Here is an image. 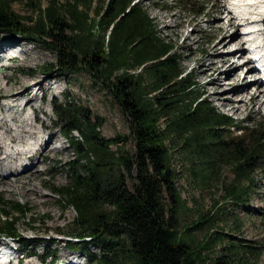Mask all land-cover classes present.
Instances as JSON below:
<instances>
[{"label": "trees", "instance_id": "1", "mask_svg": "<svg viewBox=\"0 0 264 264\" xmlns=\"http://www.w3.org/2000/svg\"><path fill=\"white\" fill-rule=\"evenodd\" d=\"M17 1L24 0H0V42L8 34L51 51L55 61L41 66L43 76L88 73L130 123L133 152L123 148L128 138H104V120L88 107L68 96L52 105L73 157L66 164L67 183L49 192L76 214L73 232L58 230L56 237H66L69 249L88 264H258L264 245L240 237L245 222L238 210H250L256 174L264 175V116L238 121L213 107L192 70L184 68L182 54L159 37L137 0H51L46 7L27 0L31 18L13 10ZM208 3L181 0L180 8L202 17ZM174 157L186 165L195 188L219 180L224 169L233 175L221 200L185 226L180 215L189 209ZM25 220L35 230L28 204L0 197V237L25 247L41 244L20 232ZM196 231L203 232L200 240ZM27 254L38 256L34 249ZM39 258L56 261L57 251L46 246Z\"/></svg>", "mask_w": 264, "mask_h": 264}, {"label": "rangeland", "instance_id": "2", "mask_svg": "<svg viewBox=\"0 0 264 264\" xmlns=\"http://www.w3.org/2000/svg\"><path fill=\"white\" fill-rule=\"evenodd\" d=\"M39 1L43 7H46L51 0ZM137 1L147 11L157 26L159 37L165 41L172 42L177 52L182 54L184 68L187 71L192 70L200 92L204 94V98L213 107L238 121L247 119L258 120L261 116H264V88L258 83L250 82V74L244 73V68L252 65L247 64L244 66L245 64H242V69L237 74V78H244L245 76L249 84L248 91L243 95L245 104L240 103L237 105L223 102L215 94L212 95L214 90L213 87L209 86V81L216 78L218 74L216 73L213 76H210L209 72L204 74L203 67L212 61L215 62L216 68L219 70L222 68V59L215 57L223 50H233L231 52L232 57L229 58L231 64L234 63L235 66L241 65L242 58L237 57V55L235 56L237 44L228 45L226 49L221 46L213 49L214 44L219 40L218 28L222 26L230 29L227 19H224L227 11L230 10L232 13L229 0H208V8L202 17H193L189 12L180 8L181 0ZM58 2L64 4L65 0H58ZM12 8L18 15L24 18L35 16V12L27 0L14 2ZM93 16L94 13H91L90 17ZM219 19H222V23L220 24L216 22ZM235 22L238 23L239 21L236 19ZM240 32L242 30L239 26L236 29L234 35L236 38L234 40L242 39V36L239 34ZM242 41L244 42L245 39ZM243 47L245 46L243 45ZM9 49L17 50L20 55H10L7 57L5 59L8 60L7 66L0 62V111L4 109L5 104L12 101L7 96L8 93L21 92L23 96L17 102L24 110H30V118L33 120V125L37 131L42 132L41 140L45 141L50 133H52L57 136L58 140L51 148L61 146L62 149L59 152L48 153L46 158L43 156L44 152L40 150L29 159L28 162L30 164L28 168L31 167L32 169V166H36L34 172L38 174L22 180V184L24 185L23 189H21L22 192L19 189L9 191L0 183V197L2 200L10 203L20 202L28 204L32 209L33 218L37 220V224L34 225L35 230L33 231L28 230L29 224L27 226L26 220L20 221L18 226L20 232L26 235L27 239L41 238L44 240L35 247L32 241L26 242L28 245L25 247L19 245L15 240L9 241L7 240L8 238L3 239L0 237V249L3 251L1 254L4 255L5 264H88L85 256L76 251L73 253L69 249L68 244H66V237H56L58 230H61L64 235L73 232L72 222L76 214L72 208L64 210L60 203L57 202V199L49 192L50 187L62 186L67 183L66 164L73 157L71 145L57 129L59 120L52 111V105L63 103L64 98L68 96L72 102H77L80 105L88 107L95 116L104 120V124L100 129L101 135L104 138H115L117 136L128 138L123 148L128 152H133L129 120L107 89L101 83H94L88 73L82 72L66 77H60L57 74L41 75V66L55 61V56L51 51L25 41L18 36L14 38L8 34H4L0 42V60L3 59L1 53ZM22 50L26 51V54ZM222 53L224 54L225 52ZM29 72H32V74H28ZM129 72L137 73L135 71ZM223 83L224 89H232L233 86H231L229 77L226 76L223 79ZM260 91L263 93H260ZM258 95L257 101L255 99L253 102L250 101L252 96ZM44 97L46 98L43 102ZM231 98L232 96L229 99ZM1 117L2 114L0 113ZM26 123L27 121H23V117L15 120V124L20 125L22 129H25ZM41 124H44L45 128H41ZM10 133L9 131L8 135ZM14 141L18 143V141ZM46 141L50 142L49 139ZM44 146L42 145V147ZM43 159L45 161L41 162ZM174 160V166L180 173L177 184L181 190L182 199L189 209L180 215V224L181 226H185L195 221L201 212H207L215 200H221L220 197L223 195L222 186L230 182L233 179V175L230 170L224 169L219 180H213L207 182V185L195 188L190 186L188 175L184 173L186 165H183L182 160H179L177 157H174ZM15 165L17 164H12L13 167ZM23 170L25 169L19 168L15 173H21ZM256 176V187L253 188L255 193L250 201V210H238V216L245 222L240 237L250 240L252 244L264 245V175L261 176V172H258ZM10 178L13 179L14 176ZM35 191L38 192V195L33 197L28 195L29 193L34 194ZM228 226L230 225L228 224ZM48 230L49 237L44 236V233ZM194 237L196 240H200L203 237V232L196 231ZM46 246L50 247L51 250L57 251L56 261L49 260L43 262L39 258ZM30 249H34L38 256L35 257L27 254ZM90 249L98 252V249L94 246H91ZM24 256H26L25 259H23ZM125 264L136 263L133 260H128ZM258 264H264V252Z\"/></svg>", "mask_w": 264, "mask_h": 264}, {"label": "bare ground", "instance_id": "3", "mask_svg": "<svg viewBox=\"0 0 264 264\" xmlns=\"http://www.w3.org/2000/svg\"><path fill=\"white\" fill-rule=\"evenodd\" d=\"M230 2H237V1H245V0H229ZM252 1V0H249ZM260 2L264 3V0H259ZM264 5V4H263ZM242 9H245L244 7ZM224 19H227L228 27L230 29H226L225 27L220 26L218 28L219 33V40L216 44H214L213 49L216 47H223L226 49L228 45H236V49H240L244 51L245 48L242 45V40L245 39L244 43H248L250 40L255 39L256 43L264 41V28L258 29L254 33H245V25H247L249 22L248 20H245L244 22H238L236 23V18L232 15V13L227 11V15ZM222 19L216 20L217 23H222ZM241 27L242 32L239 34L242 36L241 40H234L236 37H234L236 33V29L238 27ZM233 32H232V31ZM240 39V38H239ZM243 43V44H244ZM263 43V42H262ZM22 52L26 54V51ZM222 52H225L224 54ZM220 54H218L215 58L222 59V68L219 70L216 68L215 62L212 61L208 65H205L203 67L204 74L210 73V76H213L214 74H218L216 78H213L209 81V86L213 87L214 92L212 95L215 94V96H218L220 99H222L223 102L232 103V104H245V98L243 97L244 93H246L249 89V84L246 81V77L244 78H237V74L240 69H242V65H234V63L231 64L229 58L232 57V51L230 50H223ZM10 55H20L18 54L17 50L15 49H9L6 50V52L1 53V56L3 59H7ZM13 58V57H12ZM246 68L251 69V66H246ZM229 77V80H231V86L232 89H224L222 86L223 79L225 77ZM242 82V84H240ZM255 83H259V81H255ZM224 84V83H223ZM264 91V90H263ZM9 92V91H8ZM11 92V91H10ZM260 93H263L260 91ZM7 96L12 99V101L8 104L4 105V109L0 111L2 114V117L0 118V183L4 185V187L9 191H14L16 189H23L22 180L28 179L30 176L37 175L38 173L34 172L36 169V166L29 167L30 162L28 155L25 153L28 150L35 149L34 147L37 145L39 151L42 150L44 152V158L48 155V153L61 151V146H56L54 148H51L54 146V144L57 142V136L50 133L48 138L46 140L48 141H42V132L37 131L35 126L33 125V120L30 118L31 113L30 110H24L21 108V106L18 104V100L20 97L23 96L21 92L17 93H8ZM34 96V95H33ZM230 96H232L231 99ZM241 97V98H240ZM258 96H252L250 98V101L253 102V100L257 99ZM33 99V97H32ZM34 101V100H32ZM257 101V100H256ZM17 108V109H16ZM237 108V106H236ZM16 109V110H15ZM23 117V121H27L25 124V129H22V127L15 124V120L21 119ZM38 122V120H37ZM41 128H45L44 124H41ZM11 132L10 135H8V132ZM14 140L18 141V145H16V149H13L12 144L16 143ZM42 145L45 147H42ZM25 150V151H24ZM42 156V157H43ZM14 158V159H13ZM45 160H41V162H44ZM40 162V161H39ZM12 164H17L14 167ZM22 165L23 170L21 173H15L18 167ZM28 168V169H27ZM16 174V175H15ZM14 176L13 179L10 177ZM35 190V189H34ZM22 192V191H21ZM29 196L33 197L38 195V192L35 191L34 194H28ZM5 259L2 258L0 255V264H5Z\"/></svg>", "mask_w": 264, "mask_h": 264}]
</instances>
